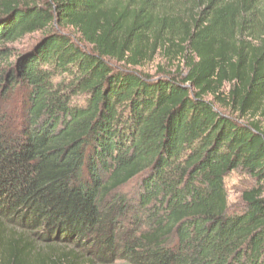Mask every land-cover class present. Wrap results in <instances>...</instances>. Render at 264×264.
Wrapping results in <instances>:
<instances>
[{
	"label": "trees",
	"instance_id": "trees-1",
	"mask_svg": "<svg viewBox=\"0 0 264 264\" xmlns=\"http://www.w3.org/2000/svg\"><path fill=\"white\" fill-rule=\"evenodd\" d=\"M263 121L264 0H0V264H264Z\"/></svg>",
	"mask_w": 264,
	"mask_h": 264
},
{
	"label": "rangeland",
	"instance_id": "rangeland-1",
	"mask_svg": "<svg viewBox=\"0 0 264 264\" xmlns=\"http://www.w3.org/2000/svg\"><path fill=\"white\" fill-rule=\"evenodd\" d=\"M38 37H39V34L35 33L34 35L24 39L22 42L15 44V47L17 49H24L30 44H32V42L36 40ZM158 66L164 67L166 68V71H169V68H168L169 66H166V63L163 60H161L160 57H157V56L155 57L153 61H151L150 63H147L142 68H137V70L145 74L154 76L156 75ZM262 126L264 128V121L262 123ZM247 185H248V182L246 180V176L243 173L233 172L229 176H227V178L225 179V187H226V191L228 195V203L231 209L235 210L240 207L241 190L243 187ZM124 191L129 192L130 189L126 188ZM114 264H124V263L118 261Z\"/></svg>",
	"mask_w": 264,
	"mask_h": 264
}]
</instances>
